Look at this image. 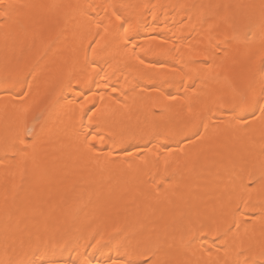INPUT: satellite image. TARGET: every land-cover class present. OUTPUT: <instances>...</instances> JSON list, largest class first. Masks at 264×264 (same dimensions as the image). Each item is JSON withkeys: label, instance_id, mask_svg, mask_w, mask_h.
Instances as JSON below:
<instances>
[{"label": "bare ground", "instance_id": "1", "mask_svg": "<svg viewBox=\"0 0 264 264\" xmlns=\"http://www.w3.org/2000/svg\"><path fill=\"white\" fill-rule=\"evenodd\" d=\"M262 87L264 0H3L0 264H261Z\"/></svg>", "mask_w": 264, "mask_h": 264}, {"label": "snow or ice", "instance_id": "2", "mask_svg": "<svg viewBox=\"0 0 264 264\" xmlns=\"http://www.w3.org/2000/svg\"><path fill=\"white\" fill-rule=\"evenodd\" d=\"M0 3H3V0H0ZM121 27H123V25H121ZM238 106L247 107V108L252 109L250 113L252 116H255L256 111L258 110L260 113V116L257 118L264 119V87L261 88L259 94H253L250 97L248 96L242 97L241 100L238 102ZM145 264H152V262L145 261ZM261 264H264V257H262L261 259Z\"/></svg>", "mask_w": 264, "mask_h": 264}]
</instances>
